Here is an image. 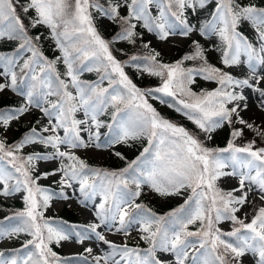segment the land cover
<instances>
[{"label": "snow or ice", "instance_id": "obj_1", "mask_svg": "<svg viewBox=\"0 0 264 264\" xmlns=\"http://www.w3.org/2000/svg\"><path fill=\"white\" fill-rule=\"evenodd\" d=\"M100 20L118 31L105 38ZM245 24L251 37L242 31ZM146 34L160 42L182 38L187 51L165 61ZM197 37L215 43L206 47ZM44 42L58 54L47 56ZM10 43L11 50H0V94H15L20 103L0 107V198L18 196L24 207L0 219V241L20 242L0 249V264H242L246 254L264 264V120L242 115L249 109L246 90L264 115V3L0 0V46ZM118 43L138 50L129 54L115 48ZM212 52L217 63L209 59ZM241 66L247 68L242 77L230 71ZM126 68L158 83L140 87ZM85 72L97 78L84 80ZM153 100L194 127L165 117ZM34 112L40 116L33 123ZM21 121L31 127L13 139L9 133ZM224 128L226 145L209 146ZM137 143L133 159L114 151L124 163L111 168L90 165L75 151ZM41 162L56 167L40 171ZM57 176L59 192L40 184ZM227 180L236 186L226 189ZM77 192L94 221L45 215L54 198L68 201ZM145 195L182 202L161 214L141 199ZM106 233L124 239L118 243ZM93 237L107 250L56 251Z\"/></svg>", "mask_w": 264, "mask_h": 264}, {"label": "rangeland", "instance_id": "obj_2", "mask_svg": "<svg viewBox=\"0 0 264 264\" xmlns=\"http://www.w3.org/2000/svg\"><path fill=\"white\" fill-rule=\"evenodd\" d=\"M260 2L264 3V0H260ZM97 26H98L99 31L102 33V35L105 38H110L113 35L115 28H116L115 24H112L107 20L98 21ZM244 27H245L244 33L246 35H248L249 37H251L252 32H251V29L249 28V26L247 24H245ZM41 31H43V29H41ZM144 40L145 41L151 40L152 46L161 52L162 58L165 61H169V60L172 61V60L179 58L180 55H182L185 52V50L187 49V45L189 43L188 41H186L182 38H179V37L170 38V40L168 42H160L154 36H151L149 34L145 35ZM201 42L204 43L205 46L207 47L208 44L215 43V40L204 41L202 39ZM8 45L9 44L0 46V50H3V47L8 48L9 47ZM43 47H44V51H45L46 55L49 56L50 58H52L54 56V54H58V53L53 52L52 46L50 45V42H44ZM114 47L126 49L128 52L133 51V49L130 46L123 44V43H118L117 46L114 45ZM133 52H135V51H133ZM133 52H130L129 54H131ZM115 54L118 56V58H119V55H121L119 52H116ZM120 59H127V57L121 55ZM209 59L212 62L217 63L218 62V54L215 52H212L209 56ZM126 71L128 73L127 68H126ZM230 71H232L233 74L242 77L246 74L247 68L245 66H241V67L230 69ZM81 78L84 80H90L91 81V80H95L97 78V74L94 72H92V73L85 72ZM154 80H156V79H154ZM154 83H156V82L154 81ZM199 84L203 87L204 86L205 87H212L213 86V85H207L203 81H199ZM245 94L249 97V99H248L249 109L246 112L242 113V115H244L246 119H254L259 123L261 120H264V115H262L259 111H257L255 104H254V100H255L254 95L248 90L245 91ZM0 96L2 98H5V99L20 101V97L16 96L15 94H12L10 92L7 94H0ZM151 103H153V105L158 109V111L161 112L162 115L167 116L170 114L168 107L165 105H161L159 103V101H157V103H156V101L153 100V101H151ZM39 116H40V114L38 112H34L32 114V117H31L32 122L34 123L35 120L39 118ZM105 119L108 120V117L105 116ZM27 125H31V124H26L23 121H21L18 125H16L10 131V133H9L10 137H12L13 139L18 138V131L23 126H27ZM104 130H107V129L106 128L101 129V132ZM227 133H228L227 128L220 129L219 131L216 132V136H218L219 138H226ZM246 137L248 139L254 138L253 134L250 132H246ZM101 139H102V136H101ZM242 142L243 141H238V143H242ZM102 143H103V140H102ZM257 143H258V145L261 144L259 139H257ZM223 145L225 146L226 144H224L222 142L221 144H217L216 146H223ZM30 150L31 149H26L25 151H30ZM39 150L46 151V150H50V149H44L41 146ZM140 150H141V145L139 143H137L131 149H129L128 147H126L124 145H115L112 148H101V149L89 148V149H78L75 151H76V154L81 156L82 159H85L86 161H89L94 165L111 168V167L123 166V163H124L123 161H119L118 159H116L113 156L112 153L114 151H121L126 157H128V159H133V158H135V155L139 154ZM55 167H56L55 162H48V163L41 162L39 164L40 171H51ZM58 178H59L58 176L56 178L50 177L47 180H41L40 184L47 186V187H51L54 191L59 192V187L54 182L55 179H58ZM235 186H236L235 180H227L226 182H223V187H225L226 189H230V188L235 187ZM66 191L68 192L69 195H72V190L66 189ZM78 195L79 194L77 192L76 196H74L71 200H68V201H64V200L54 198L51 201V207L47 210L45 215L47 217H53V216L58 217V216H61L63 214L72 213L77 218V220L80 222V223H76V224H83V223H88V222L94 221V216L92 215V212L89 209H85L78 204V202H77ZM141 199L145 203H148L150 206L157 209L161 214L166 212V211H169L171 208L177 206L178 203L182 202V200L175 199V198L161 199V198L155 197L153 195H145V196H142ZM0 200L7 202V203H10V204H12V203L23 204V201L18 196L14 197V198L7 199V200L0 198ZM98 201H99V198H97V202ZM89 207L91 208L92 206L90 205ZM4 215H5V212L0 211V219H3ZM223 227L225 229H227L228 225L225 224V225H223ZM101 230L105 231V229H101ZM106 234L108 236V239L116 241L118 243L122 242L124 239L120 234H116V235H113L111 233H106ZM133 237H136L135 231H133L132 237L127 238V242L130 245L136 243V239H133ZM21 239H24V237H21ZM19 243L20 242L16 241V240L0 241V249L5 248V247H18ZM86 246H92L94 248V252H96V253H100L101 249L107 250V246L102 245V244L98 245L97 242L95 241L94 237L92 240L86 241L84 245H80V244H76V243H72V242H66V243H64V245L62 247H60V250L63 254L70 255V254H74V253L82 251L83 248ZM141 246H143L142 242H141ZM75 248H76V251L74 250ZM242 264H256V257L252 256L251 254H246L242 258Z\"/></svg>", "mask_w": 264, "mask_h": 264}, {"label": "trees", "instance_id": "obj_3", "mask_svg": "<svg viewBox=\"0 0 264 264\" xmlns=\"http://www.w3.org/2000/svg\"><path fill=\"white\" fill-rule=\"evenodd\" d=\"M245 30V27L243 26L242 28V31ZM36 32H39L41 31V29H36L34 30ZM118 31V28L116 26L115 28V31L113 33V35L115 34V32ZM112 35V36H113ZM111 36V37H112ZM110 37V38H111ZM198 39H200L202 41L203 38H200L198 37ZM9 47L8 48H4V50L8 51V50H11V48L13 47L12 44H9L8 45ZM117 46V44H116ZM117 48V47H116ZM117 49H122V48H117ZM133 49V48H132ZM138 49H133V51H137ZM133 51H129L130 52H133ZM187 51V49L185 50ZM46 54V53H45ZM119 55V54H118ZM121 57V55H119V58ZM171 61V60H169ZM214 63V62H213ZM60 67V71H63V67L62 65L59 66ZM128 70V74L129 76L133 79V81L140 87H149V86H155L158 81L157 80H154L155 78H152V77H149L147 75H143L141 76L140 74H138V72L133 69V68H127ZM235 75V74H234ZM154 81L156 83H154ZM200 85V84H199ZM201 86V85H200ZM205 87V86H204ZM156 101V100H154ZM20 101L18 100H10V99H5V98H2L0 96V107H5V106H11V105H17L19 104ZM157 103V101H156ZM169 111H170V114L165 116L169 119H172L173 121L177 122V123H180V124H183L185 125L186 127L188 128H193L194 126L191 124V122L187 121L185 118H183L179 113H176L173 109L171 108H168ZM102 119H105V117H102ZM107 120V119H105ZM31 127V125H27V126H23L19 131H18V138L22 135L23 132H25L27 130V128ZM108 130H104L102 131V139H101V142L103 140V143L106 141V133H107ZM219 131V130H218ZM228 139V133H227V137L226 138H219L218 136H216V133L214 134V138L212 141H209L208 144L209 146H216L217 144H221L222 142L224 144H226V141ZM224 146V145H223ZM223 146H220V147H223ZM90 165H93V166H97V165H94L92 164L91 162L87 161ZM150 206V205H149ZM0 207H3V208H7L9 209L8 212H5V214H11V210H16V209H23L24 207V204H21V203H7V202H4L2 200H0ZM152 207V206H150ZM153 208V207H152ZM154 211L160 213L157 209L153 208ZM53 218H56V219H61V220H64V221H68L69 223H80L77 218L72 214V213H67V214H63L61 216H53ZM24 239H27V237H24ZM56 251H58L60 254L64 255L60 248H57Z\"/></svg>", "mask_w": 264, "mask_h": 264}, {"label": "bare ground", "instance_id": "obj_4", "mask_svg": "<svg viewBox=\"0 0 264 264\" xmlns=\"http://www.w3.org/2000/svg\"><path fill=\"white\" fill-rule=\"evenodd\" d=\"M73 248V247H72ZM76 251V248L74 249ZM71 251V250H70Z\"/></svg>", "mask_w": 264, "mask_h": 264}]
</instances>
